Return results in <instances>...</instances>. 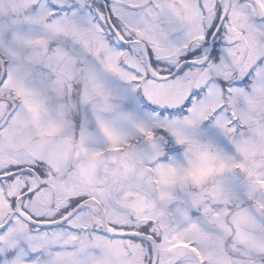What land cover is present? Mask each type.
Instances as JSON below:
<instances>
[{
  "label": "snow or ice",
  "instance_id": "obj_1",
  "mask_svg": "<svg viewBox=\"0 0 264 264\" xmlns=\"http://www.w3.org/2000/svg\"><path fill=\"white\" fill-rule=\"evenodd\" d=\"M0 264H264V0H0Z\"/></svg>",
  "mask_w": 264,
  "mask_h": 264
}]
</instances>
